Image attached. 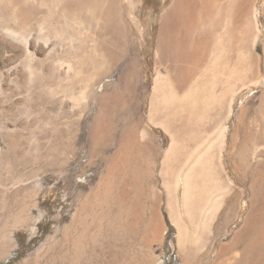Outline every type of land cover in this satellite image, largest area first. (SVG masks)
<instances>
[{
  "label": "rangeland",
  "instance_id": "obj_1",
  "mask_svg": "<svg viewBox=\"0 0 264 264\" xmlns=\"http://www.w3.org/2000/svg\"><path fill=\"white\" fill-rule=\"evenodd\" d=\"M0 264H264V0H0Z\"/></svg>",
  "mask_w": 264,
  "mask_h": 264
},
{
  "label": "trees",
  "instance_id": "obj_2",
  "mask_svg": "<svg viewBox=\"0 0 264 264\" xmlns=\"http://www.w3.org/2000/svg\"><path fill=\"white\" fill-rule=\"evenodd\" d=\"M21 258V256H19V257H15L14 259H13V261L15 260H19ZM10 262H12V260H9Z\"/></svg>",
  "mask_w": 264,
  "mask_h": 264
},
{
  "label": "bare ground",
  "instance_id": "obj_3",
  "mask_svg": "<svg viewBox=\"0 0 264 264\" xmlns=\"http://www.w3.org/2000/svg\"><path fill=\"white\" fill-rule=\"evenodd\" d=\"M167 21H168V19H167ZM188 191V190H187Z\"/></svg>",
  "mask_w": 264,
  "mask_h": 264
}]
</instances>
